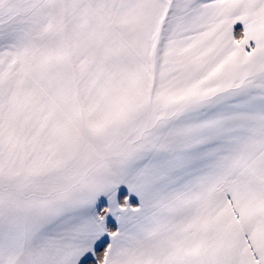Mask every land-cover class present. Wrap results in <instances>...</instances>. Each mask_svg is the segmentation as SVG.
<instances>
[{
  "label": "rangeland",
  "instance_id": "obj_1",
  "mask_svg": "<svg viewBox=\"0 0 264 264\" xmlns=\"http://www.w3.org/2000/svg\"><path fill=\"white\" fill-rule=\"evenodd\" d=\"M231 3L0 0V229L65 264H143L138 171L188 155L258 51L217 33Z\"/></svg>",
  "mask_w": 264,
  "mask_h": 264
},
{
  "label": "crops",
  "instance_id": "obj_2",
  "mask_svg": "<svg viewBox=\"0 0 264 264\" xmlns=\"http://www.w3.org/2000/svg\"><path fill=\"white\" fill-rule=\"evenodd\" d=\"M231 1L235 15L219 16L217 33L234 39L238 29L243 39L260 41L258 51L252 57L244 52L239 78L226 91L233 110L220 117L211 100L210 131L200 125L188 155L168 164L152 161L147 168L156 176L150 181L146 168L138 171L136 192L147 227L139 234L143 264H264V106L257 105L264 103V0ZM194 107L200 113V103ZM210 142L212 150L205 147ZM18 230L0 229V264H65L64 253L37 255L33 236H21L30 232Z\"/></svg>",
  "mask_w": 264,
  "mask_h": 264
}]
</instances>
